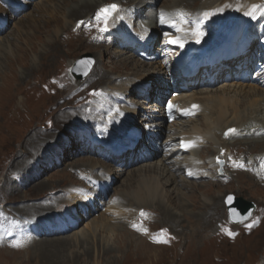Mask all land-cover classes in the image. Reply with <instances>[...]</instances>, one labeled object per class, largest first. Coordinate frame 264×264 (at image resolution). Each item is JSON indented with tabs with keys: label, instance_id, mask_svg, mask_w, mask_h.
<instances>
[{
	"label": "rangeland",
	"instance_id": "rangeland-1",
	"mask_svg": "<svg viewBox=\"0 0 264 264\" xmlns=\"http://www.w3.org/2000/svg\"><path fill=\"white\" fill-rule=\"evenodd\" d=\"M63 1L69 2V0ZM206 1L207 0H187L178 4L180 6L179 9L189 11L190 14L195 11L192 13L195 15L199 12V10H196L202 7ZM108 3L111 5L112 1L110 0ZM172 3V0H159L153 11L155 14H158V16L165 15L170 12L169 6ZM115 5H117L118 10L111 16L117 14L121 9L125 10L124 5ZM51 6H54V4L51 5V1L49 0H32L31 5L27 6V8L20 5L22 9L25 8L24 12L19 14V17L12 18L8 11L0 4V17L5 19V26H3L0 32V45L3 50H6L4 55L0 57V264H264V188L256 185L247 174L230 173L228 170L229 165L226 167V162L222 159L218 162L219 167L216 173L209 172V175L205 174L204 176L208 178L199 177L189 179L190 183L187 185L188 188H178L186 196L183 197V201L189 204L190 210L195 209L193 205L195 202L199 205L204 199L211 201L214 198L221 197V201L217 204L219 206L218 214L216 212L205 213V211L202 212L200 209H195L193 212V214L203 213L202 216L212 217L211 222L208 221L207 224L210 225L208 228H205L206 230L204 233H198V235L195 233L200 231L198 223L200 219L196 218L197 215L193 216L192 214V216H189L187 219L182 216L171 224L164 220L163 214L160 211L156 212V215L144 209L131 213V204L134 200L132 194L138 189V185L142 182V177L144 179L156 178L160 182L164 181L160 171L149 173L145 172L144 169L138 170L152 161L154 162L151 164L158 163V158H153L151 161H143L139 164L135 163L132 164V166L128 165L129 168L126 169L125 173L120 175L118 180L113 181L111 184L112 187L100 189L97 196L93 198L94 202L90 203L88 207L78 205L76 209H73L74 205H69L68 208H66V206L61 203L62 200H60L58 204L60 203L63 205V214L67 215L59 219L56 218V222L59 223V232L50 229L51 231L44 230L43 233L38 234L36 228L33 229L31 227V232L34 237L28 235V232L24 235L25 229L28 230V223L34 225L36 221L35 217L39 219L41 216L40 218H42L45 216L44 214L50 210L47 209L45 213L40 211L34 212L33 215H30V217L35 215V219L32 221L27 214H22L23 209L31 208L39 204H42V206L46 208L44 204L46 203L45 201H54L53 203H57L58 200L55 199L56 196L63 195L64 193H62V191L69 185L75 183H77V185H82L86 183L84 179L85 176L82 177L76 169L83 167H81V165L84 160L95 156L88 152L89 148H95L88 139L86 140L79 136L78 133L84 129L77 127L78 133H69L71 128L67 127L70 126L71 119H74V114L69 113L70 111L68 109L76 108L78 105L84 103V101H88V104L85 105L89 108L87 111L88 114L84 115L87 118L92 112L93 107H95V104L101 100L102 94L111 93L107 90L108 86H106L109 84L108 80L111 81L113 78L127 76L132 73L130 71L132 68H138L140 70L143 69L146 64H152L156 67L158 66L156 64L163 65V63L167 61L172 64L171 61L174 59V55L169 52V49L165 48L163 44L164 40H162L163 37L160 36L157 39L159 44L156 50L152 51V55H150L152 59H154V63L149 60L139 59L138 54H135L133 58L128 60L129 66H127V64L123 65L125 57H128L129 54H123L121 57H118L119 53L115 55L113 54L114 51L111 52L112 48H115L113 47L115 43L119 42L118 36L117 33L111 34L108 28V19L105 22V19L100 15L101 13L99 10H97L92 13L91 20L88 22L87 20L85 21V14L76 17V20H79L76 25H79L78 28L82 33L77 30L75 31V25H71L69 31L58 38L60 44L56 47V50H60V56L45 60L40 57L36 51L32 53L31 49L35 47V50H37L38 47L41 48L45 46V35H42L43 31L46 32L44 34H52L54 30L57 29L56 24H48L51 17L49 14L44 13L45 8L51 9ZM147 12L144 11V14L148 16L149 12ZM232 17L234 16L225 17V19H219L218 21V25L224 23L220 29L223 31L221 33L225 35L221 36L220 39L216 41V44H220L221 47L231 42L234 36V32H230L228 28L232 26L230 23L234 24V21L229 20ZM134 20L136 21L137 18H133L132 27L135 25ZM31 21H37L39 27L44 30L39 32L36 25ZM235 22L237 21L235 20ZM0 26L2 25L0 24ZM88 37H90V42ZM96 37L99 39L110 38L109 42H111V45L104 58L100 57L96 51L99 47H94L92 45L94 42L93 40L97 39ZM256 39L255 36L254 40L251 41V47H253L255 54L259 51L255 43ZM128 43H130V41H128L127 44ZM98 44L101 45L104 43L99 42ZM127 48L125 44H122L117 50L124 51L128 50ZM165 50H167V52ZM161 51L164 52V55ZM87 55H91L93 58L95 62L94 66L90 74L84 80L76 81L71 74V70L79 59ZM156 55H158V57H156ZM34 56L38 58L39 62L41 61V66H39V68L34 67L36 70L32 69V59ZM255 60H258V55H255ZM101 61L105 62V69L102 70L99 68V71L96 72V64L98 63L100 65L103 63ZM261 62L264 61L262 60ZM127 67H129L128 70H126ZM254 68L255 65L252 66V69ZM251 72L252 70L247 74V85L245 84L244 86L256 84L255 79L251 76ZM106 75L108 76L106 77ZM146 76L148 77V75ZM104 77L106 78L104 79ZM94 80L95 82H93ZM151 80L153 79L151 78ZM235 82L236 81L228 83L231 87L227 88L224 96L230 98L239 97L238 95L242 90L240 89V84H234ZM221 83V80H219L214 84L211 88L213 92L216 91L215 89L217 88H219L217 90L220 91L225 87V85L222 87ZM101 87H103V89H100ZM220 87L222 88L220 89ZM199 90L201 89H197L198 92ZM243 90L248 91L249 89L243 87ZM218 95L222 96L223 94L219 92ZM199 96L206 97L208 95H206V93H201ZM123 97L124 101L130 103L134 98H141V94H139V96ZM75 111L77 110H74V112ZM142 113H144V110L142 112L141 105V114ZM208 113V110L205 111V114L208 115ZM204 117L205 116H201L199 120L196 118L193 120L191 119L192 121H188L189 119L184 120V122H189L184 128L188 130L192 127H198L206 130L205 125H202V119H204ZM231 117L232 111H229L228 120H231ZM139 118L141 119V116ZM82 119H84V117ZM163 122L165 128H169L171 125H166V122ZM141 123L143 131L141 128L142 126H135V129L137 127L139 135H137L138 138L131 143L141 142L140 137L143 139L141 144L146 140L145 135H143L144 130L148 131L151 127L148 128L144 126V123L148 122L141 121ZM174 128L176 127L174 126ZM146 131L145 133H147ZM226 132H228L227 135H225ZM225 133L223 134V139L226 140L230 133L229 129L226 130ZM169 135H171V133L168 134V136ZM112 136H110V138ZM128 136L125 135L124 138L126 139ZM56 137L63 138L65 145H67L65 149L67 148L70 150L66 151L64 147L61 146V157H55L52 153L49 156L51 162L48 160L45 164H40L38 160L43 157L42 154L45 152V149L55 142V139H57ZM217 139H219V137H217ZM229 139L230 138L227 140ZM73 140L80 146V149H76V147H74V150L71 149L69 145H71L70 143ZM165 140H167V137H160L159 139L160 142ZM30 142L33 143L30 144ZM209 146L210 144L207 143L205 147ZM205 147L201 148L202 150H199L200 152L197 153V155H199L197 158H200V163L210 161L213 156L212 154H210L211 156L204 155ZM217 147L218 146L214 148L217 149ZM230 147L232 151L237 152L251 150L250 152L253 157L255 155H264V150L262 148L255 149L254 144L248 146H234L232 144ZM84 150L87 152H84ZM211 150L214 152L212 147ZM208 151L212 153L210 149ZM139 154L144 155L145 153ZM225 154H228V157L233 161H230L229 164L243 165L238 168L241 170H252V168H248L249 165L246 161L241 160V156H244V154L240 155L236 153L233 156L231 152L227 153V151ZM186 155L189 156L188 153L184 154V156ZM98 157L100 160L98 167L101 169H104L107 165L106 163L111 161L109 157ZM129 159L131 163L134 161L133 157H129ZM30 160L32 161L30 162ZM30 164H32V172L28 178L30 176L31 178L38 177L39 174V178L41 179L37 182H31L27 179L19 182L15 181L18 173H24L26 175L27 171H31ZM114 164L115 170L122 168L120 165ZM220 170H222V173ZM131 171H135V173L132 174ZM226 172L230 174L227 177L224 176ZM230 177L232 178L231 182H229ZM209 180H212L211 182L214 183H222L223 185L216 184L214 187H209L207 184ZM10 188L15 189V195ZM171 188L167 187L166 189L171 191ZM192 188H194V190ZM74 189L76 190L77 187H74ZM77 191H79V189H77ZM174 192H176V190ZM123 193H127L124 197L129 198V208L126 210V207L112 206L106 211L109 205L105 206L102 202H104V200H106L107 203L108 201H114L113 204H117L118 202L116 200L119 195ZM231 194L249 202H254L257 206L252 217L243 224L234 225L229 222L225 200L226 197ZM172 198V209L176 213H180L182 208L177 205L179 204V199L175 194L172 195ZM113 208L120 211L122 214L113 216L111 213ZM71 209L75 210L78 216L77 218L72 217L70 212ZM152 209L156 210L155 208ZM106 212L112 214V216L108 215ZM123 214H130V217H128V215L127 217L125 216V218ZM102 216L108 218L109 222L113 224L112 226L115 225V231L97 232L96 235L98 236L96 238L92 234V222L100 219ZM15 219L17 221H15ZM205 222L207 221L203 220V223ZM261 222L262 225L258 227ZM66 223V227L63 226V224ZM14 225H16V227H14ZM225 226H227L229 232L227 231L224 233L223 230L220 232V229ZM46 228L50 227L47 225ZM143 230H146V232H143ZM6 232H14L16 236L20 235V237L17 238L18 240H8L5 235ZM140 233L147 234L150 238H148L149 241H152L153 238L154 241H164V243H166L157 245L149 243L142 239L143 236H141ZM58 235H60V238L63 237L69 240L63 241L56 237ZM86 238H89L88 242H81ZM78 240L81 244H79ZM141 241L153 246V248L148 246L143 247V242ZM64 242H68L71 245L63 246L65 245L62 244ZM101 247H106L104 250H109L110 253H103Z\"/></svg>",
	"mask_w": 264,
	"mask_h": 264
},
{
	"label": "bare ground",
	"instance_id": "bare-ground-1",
	"mask_svg": "<svg viewBox=\"0 0 264 264\" xmlns=\"http://www.w3.org/2000/svg\"><path fill=\"white\" fill-rule=\"evenodd\" d=\"M49 1H51V5L54 4V6H51L52 7L51 9L45 8L44 13L49 14L51 17L48 24L49 25L56 24L57 29H55L52 34L51 33L44 34L46 32L43 31L44 30L43 28L39 27L37 21H31L34 25H36V27L38 28L37 30L39 32L43 31L42 35H45V40H44L45 46L41 48L38 47L37 50H35L36 48L34 47L33 49H31V51L32 53H35L36 51V53H38V55H40V57H42L45 60H48L51 57L57 58L60 56L59 55L60 50L59 51L56 50V47H58V45L60 44L58 38L62 36L65 32H68L71 25L72 26L75 25V31L76 30L80 31L78 28L79 25H76V23L79 21L78 19L76 20V17L85 14L86 15L84 17L85 21L87 20L88 22L91 20L92 13H94L97 10H99L100 12L102 8H104L107 5H110L108 3V1L110 0H69L68 3L63 0H49ZM111 1L113 4L125 6V10L121 9V11H119L117 14L111 16L108 22V28L111 34L117 33L119 40V42L115 43V45L113 46L115 48H112L111 52L114 51L113 54L115 55L119 53L118 57H121L123 54L126 55L129 54L128 57H125L126 63L124 61L123 65L127 64V66H129L128 60L133 58L134 55L137 53V52L135 53V50L140 49V52H144V53H148L149 50V56L152 55V51L156 50L153 48V45L156 44L157 39L160 36L164 38L163 44L166 40H169L170 44H172L170 40V38H172L174 40L173 42V45H175L174 47L179 46L178 49H181L186 44L192 42L194 43L199 42L200 44L202 43V41L205 43L207 42L208 44H210V46L216 48L215 50L217 51L216 53L218 55L217 59L219 61V64H217V66L213 68L212 67L210 68L207 64L204 63L201 64L202 68L200 69L199 75H197L194 79H189V80L186 79L182 74L181 70L177 68V64H175L176 63L175 56L174 59H172L171 61L173 65V67L171 68L167 67L169 61L163 63V65L156 64L158 65L156 67H154L152 64H146L144 65L143 69L140 70L138 68H132V70H130L132 73L129 75L119 78H113V80L111 81L108 80L109 84H107L106 86H108L107 90L111 93L102 94L101 100H99V102L95 104V107H93L92 112L89 114L87 118L84 115L88 114L87 111L89 110V108L88 106L87 107L85 106L88 104V101H84V103L78 105L76 108H69L68 109L70 111L69 113L74 114V119H71L70 126L67 127V128L69 127L71 128V131L69 133L72 132L78 133L79 131L77 130V127L84 129L83 131H80L78 134L81 138H84L86 140L88 139L89 142H91L93 145L96 146L94 147L95 151H93L90 148L88 149L95 156L93 158H88L84 160V162H82L81 165V167L82 166L83 167L76 169V171L80 173L82 177L85 176L84 177L86 181L85 184L77 185V183H75L69 185L67 188H65L62 191V193H64L63 195L61 194V196L58 197L56 196L55 199L58 200L57 203H53L54 201L53 202L45 201L46 203L44 204L46 205V208L45 206L43 207L42 204H39V205H34L31 208L23 209L22 214H27L29 217L30 215H33L34 212L36 213L37 211L38 212L40 211L45 213L47 209L50 210L45 214L43 213L45 216L42 215L43 216L42 218H40L41 217L40 216L39 219H37L35 215L33 217H30L32 221L36 218L34 226L38 234L43 233L44 230L51 231L50 229H53L55 232H59L58 230L59 223L56 222L57 221L56 218L59 219L60 217L67 215V214H63L64 211L63 205H65L66 208H68L69 205L71 206L74 205L73 209H76L78 205H81L83 207H88L90 203L94 202L93 198L97 196L100 189L108 187L111 184V182L118 180L119 176L123 175L126 169L129 168L128 165L132 166V164L135 163L139 164L142 161L145 162H147V160L151 161V159L153 158H158L157 160L158 163L151 164L152 162H154L152 161L151 163L144 165L143 168L138 170L140 171L144 169L145 172H149V173L152 172L155 173L160 171V174L164 181L160 182L156 178L144 179L142 177L141 178L142 182H140V184L138 185L139 186L138 189L136 190V192H133L132 194L134 200L131 204V208H132L131 213H135L138 212V210L140 209H144L147 212L156 215L155 213L160 211L163 214L164 220L171 224L174 223L177 220V218L179 219L182 216L185 219H187L189 216H192L195 209H200L202 212L205 211V213L216 212L218 214L219 206L217 204L219 201H221V197L214 198L211 201L204 199L202 202L200 201L201 203L199 205L197 202H195V204H193L195 209L190 210L189 204L183 201V197L186 196L178 188L179 187L188 188L187 185L190 183L189 182L190 177H187V174H189V176H191V178L194 179L199 177L208 178L207 176L205 177L204 175L205 174L209 175V172L216 173V170L219 167L218 162L221 159L226 162V167H228L229 165L228 170L230 173L247 174L248 176L251 177V179L256 185L264 188V155L262 156L255 155L253 157L252 153L250 152L251 150L246 152L244 151L237 152V151H232L230 147V145L232 144L234 146L236 145L248 146L254 144L255 149L262 148L264 150V87L262 85V81L260 80L262 79V74H259L260 81L255 80L256 84L244 86L245 84L247 85L246 83L247 74L252 70V66L255 65V55L256 56L258 55V60H257L258 62H261L264 58V56H262L263 53L261 51V48L260 51L256 52L255 54L253 51V47H251L252 46L251 41L254 40L255 36L257 38L259 35L257 28L258 25L260 24L258 21L260 20L261 17L260 16L262 10L261 8L264 7V0H207L202 5V7L196 10V11L199 10L197 16H199V18H204V17L207 18L208 25H210V27L215 29V31L213 33L208 32L205 35H203V33L198 34L196 32L191 31V28L187 24L181 23L180 25H178V32L176 36L163 33V30L161 29V25H162L161 20L173 21L174 26L177 23L179 24L180 17H178V12L174 13V10L179 9L180 6L178 3L187 0H172L173 3L169 6L170 12L161 16H158V14H155L153 11L155 5L159 2V0H111ZM20 5L26 7L31 5V2L30 1L20 2ZM254 5L258 7L254 8L253 7ZM20 9L22 8L20 7L19 10ZM144 11L149 12L148 16L144 14ZM193 12H191V14ZM186 13L190 14L189 11H186ZM205 13H209V15L206 16L204 15ZM182 14L184 15V13ZM231 16L234 17L230 18L229 20L234 21V24L230 23L232 24V26H229L228 28L230 32L231 31L234 32V36L232 37L231 42L226 43L221 47L220 44H216L217 43L216 41H218L221 36L225 35L224 33H221L223 31H221L220 29V27L224 23L222 25H218V21L219 19H225V17H231ZM133 18L135 19L137 18L136 21L134 20L136 22L135 27H132ZM235 20L237 22H235ZM96 38L99 39L98 37ZM88 39L90 42V37H88ZM97 39L93 40L94 42L92 43V45L94 47H99V49H97L96 51L98 55H100V57L104 58L105 54L109 51L111 45V42H109L110 38L99 39L100 41ZM128 41H130V43L127 44ZM89 42L87 41L88 44ZM99 42L104 44L99 45L98 44ZM122 44H125L127 47H129L127 48L128 50L118 51L117 48L119 46H122ZM215 46H219V47H215ZM167 49H173V47L171 48L167 47ZM4 52H6V50L5 49L3 50L2 46L0 45V57L4 55ZM175 54L177 53L175 52ZM227 54H231L235 57L238 56V58L233 62H224L226 61L225 55ZM140 56L141 55H138V57ZM32 63H33L32 69L34 70H36L34 67L39 68V66H41V61L39 62L38 58L35 56L32 59ZM104 63L105 62L101 63L100 65L97 63L95 67V71L98 72L99 68L102 70L105 69ZM187 65H189V62H187ZM128 69L129 67L126 68V70ZM197 71L198 69L194 70V72ZM146 75H148V77ZM107 76L108 75H106V77ZM106 77H104V79ZM151 78L153 80H151ZM227 78L231 79L232 81H236L234 84H240V89L242 91L241 93L239 92L240 94L238 93L239 97L230 98L228 96H224L225 95L224 93L227 91V88L231 87L227 83V81H229V79ZM171 79L175 82V88L171 87L170 85ZM219 80H221L222 82L221 83L222 87L224 85L225 87L223 88L220 87V89L222 88L220 91L217 90L219 89L217 88L215 89L216 91L213 92V89H211L213 87L212 84L213 83L216 84ZM93 82H95V80ZM199 85H203L202 87L200 86L201 89L199 90L200 93L197 91ZM103 87H101L100 89H103ZM243 87H246V89L248 88L249 90L245 91L243 90ZM171 89H176V90L172 94L171 93L169 94L171 95L170 97H172V99L175 102H177V104L183 106V108L186 110V115L188 118L191 117L192 120L194 118L199 120L201 116L202 117L205 116L204 119H202L203 120L202 125H205L206 130L200 129L198 127H192L187 130L184 128V126H186V124L189 123L187 121L185 122L174 121L173 123H171L169 128H165L163 122L164 112H163V108L160 107L159 104L162 100L165 99V97L168 95ZM219 92L222 93L223 95L222 96L218 95ZM201 93H206V95L208 96L201 97L199 96V94ZM139 94L144 95V97L134 98L130 103H128V101H124L123 99L124 98L123 96L126 97L134 96V95L139 96ZM173 95H175V97H173ZM198 104L201 105L200 106L201 110L197 109ZM141 105H142V112L144 110V113L142 114H141ZM74 110L77 111L74 112ZM207 110L209 112L208 115L205 114V111ZM229 111H232L231 120H228ZM140 116L141 119L139 118ZM83 117L84 119H82ZM191 119H189L188 121H192ZM141 121L148 122V123H144V126L148 128L151 127V129L148 131L144 130L143 135H145L146 140H144L142 144L140 142L139 146L136 145L135 147L137 148L136 150L130 151L128 155L123 156L122 158L115 157L113 154H111L110 152L114 148L108 149L107 147L109 146V143L122 147L128 146L130 144L128 147H132V148L134 147V145H132L131 142L135 141L136 138H138L137 135H139L138 133H136L137 127L135 129V126L141 127L142 126ZM174 126L176 128H174ZM141 128L143 131V126ZM228 129H235V132H230L227 137V139L228 138L230 139L225 140L223 139V134ZM130 131L133 132L131 135H129ZM145 131L147 133H145ZM170 133L171 135L168 136V134ZM125 135L126 136L129 135L130 137H127L125 139L124 138ZM110 136L112 137L110 138ZM160 137H167V140L160 142L159 141ZM217 137H219V139H217ZM31 143L33 142H30V144ZM207 143L210 144L209 147H205ZM70 144L71 145L69 146L71 147V149L74 150L75 149L74 147H76V149L77 148L80 149V146L76 144L74 140ZM183 144H187V146L184 149H182L181 147ZM61 146L64 147V150L66 151L70 150L67 148L65 149L67 145H65L63 138L58 137L57 139H55V142H53L52 145H49L45 149V152L42 154L43 157L40 158V160H38L39 163L45 164L48 160L49 162H51L49 156L52 153L55 155V157L56 156L61 157V149H60ZM141 146H142V150H140ZM216 146H218L217 149L214 148ZM203 147H205L204 155L207 156H209L210 154L213 155L210 161L206 163H200L199 161L200 158L199 159L197 158V156H199L197 155V153L200 152L202 150L201 148ZM211 147L213 148L214 152H212ZM209 149L210 152L212 153H209L208 151ZM138 150L140 151L138 152ZM85 151L86 150H84V152ZM226 151L227 153L231 152L233 156L236 153H239L240 155L244 154V156H241V160L246 161V163L249 165L248 168H252V170L250 171L241 170L238 169L239 166L231 163L229 164L231 158L228 157V154H225ZM143 152L145 153L144 156L143 154H139ZM186 153H188L189 156L187 155L184 156V154ZM98 156H104V157L107 156L110 157L112 160L111 162L109 161L108 163H106L107 165L104 169H101L98 167L100 162ZM129 157H133L134 161H132V163ZM31 161L32 160H30V162ZM113 162L117 163L122 168L115 170L114 169L115 165H113ZM32 164H30L31 171H27L26 175L24 173L22 174L18 173L16 176L17 179L15 178L16 179L15 181L19 182V181H23L24 179H27L28 181L31 182L39 181L41 179L39 178V174L38 177L31 178L30 176L28 178V176L32 172ZM131 172L132 174L135 173V171H131ZM220 172L222 173V170H220ZM229 175L230 174L229 173L227 174L226 172V175L224 176L227 177ZM211 181L212 180H209L207 182L209 187H214L216 186V184L223 185L222 183H214ZM231 181L232 178L230 177L229 182ZM74 187H77L79 191H77V189L75 190ZM167 187L169 188L172 187L171 191H168L166 189ZM192 189L194 190V188ZM10 190H12L13 193L15 192L14 188H10ZM175 190L176 192H174ZM126 194L127 193H123L119 195L118 199L116 200L118 202L117 204H113L114 201L111 202L108 201L107 203V201L104 200L102 204H104L105 206L109 205L106 211H108V208L112 206L126 207L127 210V208H129L128 207L129 198L124 197L126 196ZM173 194H175L176 197L179 199L178 201L179 204L177 203L176 204L180 206V208H182L180 210V213H176L172 209ZM60 200H62L61 203L63 205H61L60 203H59L60 205L58 204ZM151 207L155 208L156 210L152 209ZM70 212L73 218L78 217L76 215L75 210L71 209ZM106 213L110 216H112V214L113 216L122 214L120 211H117L115 208L112 209L111 212L112 214L108 212ZM202 214H193V216L197 215L196 218L200 219L198 223H199V230L201 232L200 231L195 232L196 235H198V233L199 234H201L202 232L204 233V231L206 230L205 228H208L210 225L207 224L208 221L211 222L212 217L209 218L205 215L202 216ZM125 216L130 217V214H125L124 217ZM203 220H206L207 222L203 223ZM15 221L17 220L15 219ZM47 225L50 228H46ZM65 225H67V223L63 224V226ZM112 225L113 224L109 222L108 218L102 216L100 219L94 220L92 222V230H93L92 234L94 235V237L97 238L98 236L96 235L97 232L99 233L111 232V231L114 232L115 225L114 226ZM260 225H262V222L259 224L258 227H260ZM14 227H16V225H14ZM222 230L224 231V233H226L227 231L229 232L227 226L220 229V232ZM143 232H146V230H143ZM140 235L143 236V238L141 237L143 240H146L149 243L155 245L166 243V242L164 243V241L161 242L154 241L153 238L152 241L151 240L149 241L150 238L145 233H140ZM59 236L60 235L56 237L60 238ZM62 238L63 237H61L60 239L63 241L69 240ZM88 240L89 238H86L81 242L84 241V243H86L88 242ZM78 242L79 244H81L79 240ZM141 242H143V247L148 246L153 248V246L148 245L144 241ZM62 244H65L63 246L71 245L68 242H64ZM104 249H106V247L105 248L101 247V251H103V253L105 254L110 253L109 250L105 251Z\"/></svg>",
	"mask_w": 264,
	"mask_h": 264
},
{
	"label": "water",
	"instance_id": "water-1",
	"mask_svg": "<svg viewBox=\"0 0 264 264\" xmlns=\"http://www.w3.org/2000/svg\"><path fill=\"white\" fill-rule=\"evenodd\" d=\"M94 60L91 55H87L79 59L72 68L71 74L76 81L84 80L94 66ZM229 197L232 199L229 200ZM226 205L228 211V219L231 224L239 225L247 222L256 210V204L249 202L243 198L228 195L226 197Z\"/></svg>",
	"mask_w": 264,
	"mask_h": 264
},
{
	"label": "snow or ice",
	"instance_id": "snow-or-ice-1",
	"mask_svg": "<svg viewBox=\"0 0 264 264\" xmlns=\"http://www.w3.org/2000/svg\"><path fill=\"white\" fill-rule=\"evenodd\" d=\"M254 8H256V7H258V6H253ZM118 10V8H117V5H115V4H111V5H107V6H105L104 8H102L101 10H100V13H101V15L103 16V18L105 19V22L107 21V19H108V17L109 16H111L114 12H116ZM204 15H209V13H205ZM104 30H106V29H104ZM181 46H183V45H181ZM229 132H235V129H229ZM237 166H239V167H242L243 165H237ZM232 198L231 197H229V200H231ZM164 231H166V230H164Z\"/></svg>",
	"mask_w": 264,
	"mask_h": 264
}]
</instances>
